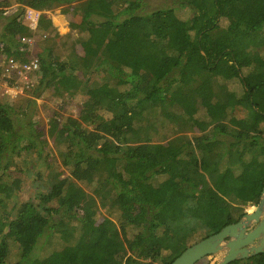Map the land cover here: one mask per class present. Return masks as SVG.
<instances>
[{"label": "trees", "instance_id": "16d2710c", "mask_svg": "<svg viewBox=\"0 0 264 264\" xmlns=\"http://www.w3.org/2000/svg\"><path fill=\"white\" fill-rule=\"evenodd\" d=\"M15 1L21 11L0 15L8 55L18 57L20 38L33 35L22 19L27 7H68L64 14L72 7L90 33L77 65L46 48L26 96L38 80L36 93L53 87L57 96L83 92L87 99L79 118L49 122V137L65 144L60 159L69 177H51L36 202L21 203L13 200L21 180L5 183L3 176L23 143L48 142L31 120L32 99L26 109L0 103V264H172L259 204L264 0H171V8L150 13L143 0ZM50 28L43 12L38 30ZM197 67L206 79L193 74ZM93 75L103 82H91ZM173 92L194 109L196 133L155 143L140 123L167 106ZM159 177L165 181L153 186ZM78 182L95 184L96 194ZM101 208L117 212L120 227L110 218L97 224ZM53 235L65 246H53ZM230 264H264V253Z\"/></svg>", "mask_w": 264, "mask_h": 264}, {"label": "rangeland", "instance_id": "374dc122", "mask_svg": "<svg viewBox=\"0 0 264 264\" xmlns=\"http://www.w3.org/2000/svg\"><path fill=\"white\" fill-rule=\"evenodd\" d=\"M143 1L145 3L144 12L146 13L174 6L171 0ZM22 7L23 6L19 5L18 1L15 0H0V15H3L1 12H4L5 16L11 15L12 11H21ZM63 8L68 7L62 6L43 11L48 19L51 18L54 21L55 27L48 30L41 29L34 34V42L29 48L30 51L28 53L30 57H40L46 48L51 47L54 54L61 60H74L76 61V65L78 64V59L84 55V47L86 41L90 38V33L86 26H81L83 17L80 12L73 10L71 7V9L64 14L62 12ZM183 17L185 16L183 15ZM222 24L225 25V23ZM4 25L5 21L3 17L0 16V36L3 32ZM193 74L200 79H206L208 77L200 67H197V70ZM78 76L81 79H85L82 71H78ZM103 79V75H93L91 77V82H103ZM38 83L39 81L37 80V84ZM37 84L31 93L27 96L25 94L24 97L21 98L12 99L7 95L0 94V103H9L16 107H23V109L27 107L25 103L26 98L32 99L35 104L31 105V120L38 134L41 136L40 141L46 140L48 142V145L45 146H43V144L23 143L26 145V149L12 158L9 169L3 176V181L5 183H11L14 179L21 180V189L13 198V200L20 203L30 200L36 202L39 194L47 192L51 177L57 174L61 175V178L69 177V169L62 167L60 159V152L65 150V144L49 137V122L54 117L59 118L61 122L67 117L79 118L83 113V105L87 99L83 92L74 96H57L54 93L53 87L36 93ZM231 89L238 90L239 87L236 84H229V90ZM193 110L192 107L186 104L184 96L178 92H173L168 97L167 106L160 109L159 113L148 114L145 120L140 123V126L144 128L142 133L145 136H149L153 142L159 144L166 143L178 134L192 136L196 133L194 124L189 120V116L194 113ZM17 116L20 117L21 120H28L29 118V116L27 119L24 118L23 115ZM109 116L110 115L107 114V117ZM131 132L133 134L136 133V131ZM39 151L42 153L39 154ZM163 181H165V177H159L154 180L153 186H157ZM77 184L89 195L96 194L95 184H88L86 182H78ZM256 207L257 206H248L245 211L246 213H251ZM106 218L112 219L120 227L118 213H112L110 209L101 208L97 213L95 222L101 224ZM251 228L252 227H250V229ZM128 232L130 237L134 233L132 229H129ZM49 239L53 246H65L64 241L56 235L51 236ZM47 240V238H43L37 245V251L39 253ZM15 249H17V246L14 244V251H16ZM222 256L221 253L208 256L197 264H218L222 260Z\"/></svg>", "mask_w": 264, "mask_h": 264}, {"label": "water", "instance_id": "95a60500", "mask_svg": "<svg viewBox=\"0 0 264 264\" xmlns=\"http://www.w3.org/2000/svg\"><path fill=\"white\" fill-rule=\"evenodd\" d=\"M250 227L251 228L250 230ZM222 254L218 264H230L264 253V189L255 210L236 224L187 248L172 264H197L202 259Z\"/></svg>", "mask_w": 264, "mask_h": 264}, {"label": "built area", "instance_id": "2783aa9c", "mask_svg": "<svg viewBox=\"0 0 264 264\" xmlns=\"http://www.w3.org/2000/svg\"><path fill=\"white\" fill-rule=\"evenodd\" d=\"M42 11L25 8L22 19L24 25L33 33L31 37L20 38L18 50L23 53L20 56L8 55L0 45V94L12 99L24 96L32 86L40 71L38 56H29L30 47L34 42V34L38 31ZM21 57V58H20ZM27 60V61H24Z\"/></svg>", "mask_w": 264, "mask_h": 264}, {"label": "crops", "instance_id": "0c3cea01", "mask_svg": "<svg viewBox=\"0 0 264 264\" xmlns=\"http://www.w3.org/2000/svg\"><path fill=\"white\" fill-rule=\"evenodd\" d=\"M12 9H14V8H12ZM11 13V12H10ZM48 18V17H47ZM49 20H51V28L50 29H53V27H55V23H54V21L51 19V18H49ZM0 45H1V43H0ZM15 54H18V56H20L21 54H23V53H21L18 49L14 52ZM14 56V55H13Z\"/></svg>", "mask_w": 264, "mask_h": 264}, {"label": "flooded vegetation", "instance_id": "af4514ba", "mask_svg": "<svg viewBox=\"0 0 264 264\" xmlns=\"http://www.w3.org/2000/svg\"><path fill=\"white\" fill-rule=\"evenodd\" d=\"M253 228V227H252ZM251 230V229H250Z\"/></svg>", "mask_w": 264, "mask_h": 264}]
</instances>
